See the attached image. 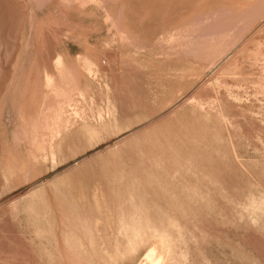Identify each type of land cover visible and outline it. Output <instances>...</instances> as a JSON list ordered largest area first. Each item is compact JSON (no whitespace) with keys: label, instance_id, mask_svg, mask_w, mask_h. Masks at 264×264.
Listing matches in <instances>:
<instances>
[{"label":"rangeland","instance_id":"obj_1","mask_svg":"<svg viewBox=\"0 0 264 264\" xmlns=\"http://www.w3.org/2000/svg\"><path fill=\"white\" fill-rule=\"evenodd\" d=\"M0 264H264V0H0Z\"/></svg>","mask_w":264,"mask_h":264},{"label":"bare ground","instance_id":"obj_2","mask_svg":"<svg viewBox=\"0 0 264 264\" xmlns=\"http://www.w3.org/2000/svg\"><path fill=\"white\" fill-rule=\"evenodd\" d=\"M147 258H148V256H147ZM150 261V260H149Z\"/></svg>","mask_w":264,"mask_h":264}]
</instances>
